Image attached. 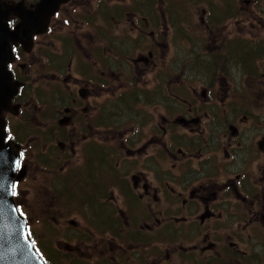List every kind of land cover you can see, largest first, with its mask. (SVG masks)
Returning a JSON list of instances; mask_svg holds the SVG:
<instances>
[{"label": "flooded vegetation", "instance_id": "af4514ba", "mask_svg": "<svg viewBox=\"0 0 264 264\" xmlns=\"http://www.w3.org/2000/svg\"><path fill=\"white\" fill-rule=\"evenodd\" d=\"M54 1L3 0L11 32L20 11L41 28L11 42L17 93L0 113L26 170L21 213L38 163L44 209L76 179L72 264H264V0Z\"/></svg>", "mask_w": 264, "mask_h": 264}, {"label": "water", "instance_id": "95a60500", "mask_svg": "<svg viewBox=\"0 0 264 264\" xmlns=\"http://www.w3.org/2000/svg\"><path fill=\"white\" fill-rule=\"evenodd\" d=\"M48 4L55 9L54 0H43L42 5ZM2 7L3 0H0V113L10 108L11 99L17 93V84L12 83L7 70L13 55L11 42L25 44L27 36L41 31L40 25L28 27L34 20L26 19L20 11L22 24L11 32L6 24L10 11H3ZM39 12H44V6ZM20 158L19 147L5 143L4 125L0 124V264H46L29 237L27 221L14 200L15 182L26 175L25 169L19 171Z\"/></svg>", "mask_w": 264, "mask_h": 264}, {"label": "rangeland", "instance_id": "374dc122", "mask_svg": "<svg viewBox=\"0 0 264 264\" xmlns=\"http://www.w3.org/2000/svg\"><path fill=\"white\" fill-rule=\"evenodd\" d=\"M188 55H190V53H187V56ZM44 93H49V91L43 90L41 92V95ZM46 97L47 96H36L34 97L35 100H28L29 105L26 110H30L32 117L31 120L27 121L28 127L25 128V131L28 133L29 140L31 141L36 140L35 135H38L39 130L41 129L40 121L44 119V116L37 107L43 104L40 102V100H44ZM255 101V120L257 124H262L263 100L256 99ZM53 112L54 110H51L49 112L46 111L45 117H51ZM115 136H118V134H115ZM41 144L42 141H39L36 144L37 153H39V150L41 149ZM116 150H118V152L120 153L121 149H119L118 146H115L112 149V157L115 156ZM36 157L38 158V155ZM40 168L41 167L40 165H38V163L34 164L31 167L30 175L21 182L20 188L22 189V193L19 197V200L20 203L25 207L24 212L28 216V227L30 231L34 232L39 242L41 241L42 246L44 241H48L49 245L53 248L56 255H58L57 260L52 258L53 261H56L57 264H72L71 254L66 246L69 247L72 245L75 232L73 229H71L72 226L69 224V221L71 219H76L72 218V216H76L74 207L76 204H80V200L82 201L81 198L79 199V197L76 196V179L73 176H65L63 179V181H66L68 186V191L66 192L68 194L65 195L64 200L65 206L62 201L61 208L58 206L56 210H50L49 207L44 205L45 208H47L44 209V207L42 206V197L46 194L45 177L43 171ZM58 170L59 166L50 167V171L52 174H56ZM110 181V185H112V188H116V185L120 184L122 180L115 174H111ZM63 212L64 214L65 212L68 213L69 220H63L62 222L61 219ZM47 229H49L50 231L47 232ZM82 229L86 230L85 227H82ZM65 258H68L71 262L65 260Z\"/></svg>", "mask_w": 264, "mask_h": 264}, {"label": "trees", "instance_id": "16d2710c", "mask_svg": "<svg viewBox=\"0 0 264 264\" xmlns=\"http://www.w3.org/2000/svg\"><path fill=\"white\" fill-rule=\"evenodd\" d=\"M51 226V225H49ZM50 231L49 229H47V232ZM30 236L33 239V241L39 245V247H41L42 251L46 254V258H47V262L48 264H57L56 261H53V259L57 260L58 259V255H56L55 251L53 250V248L49 245L48 241H44L43 242V246L41 241L38 243L37 242V237L35 236L34 232L30 231ZM53 258V259H52ZM65 260L70 261L68 258H65ZM71 262V261H70Z\"/></svg>", "mask_w": 264, "mask_h": 264}]
</instances>
